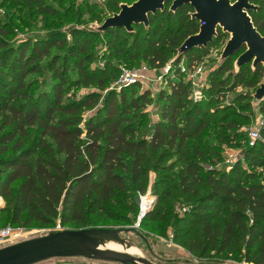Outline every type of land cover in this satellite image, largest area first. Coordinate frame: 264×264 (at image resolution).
<instances>
[{
    "label": "trees",
    "instance_id": "obj_1",
    "mask_svg": "<svg viewBox=\"0 0 264 264\" xmlns=\"http://www.w3.org/2000/svg\"><path fill=\"white\" fill-rule=\"evenodd\" d=\"M249 1L255 7L248 14L254 27L264 35V0L257 4ZM165 9L149 14L147 26L136 24L131 31L124 27L104 31L98 27L73 29L69 41L62 31H53L18 44L3 36L0 197L5 205L0 207V214L9 218L8 224L24 227H46L57 222L62 227L76 228L129 223L138 213L140 196L146 192V173L163 171L167 173L163 179L166 188L156 204L162 209L165 202L168 209L149 210L140 221L143 229L156 222L169 223L177 229V216L170 212L175 191L179 199L192 201L189 215L200 226L195 236L180 240L191 255L213 253L264 264V183L256 181L255 175L239 163L224 171L202 166L208 155L200 145L191 142L198 140L216 121L187 98L190 83L184 79V71L174 67L168 88L161 89L156 96L159 118L149 123L143 110L154 99L148 90L138 93L132 88L126 92L129 90L126 87L107 90L113 81L109 64L91 67L93 55L89 47L93 39L110 36L106 39L110 54L114 57L121 52L128 54L127 47L138 44V28H152L159 12L171 24L169 28L175 26L172 34L154 29L151 33L155 39L147 41L146 50L126 58L131 60L140 55L149 67L157 69L165 66L169 52L176 53L177 63L183 58L187 62L198 61L210 43L178 55L183 41L199 31V21L192 17L193 8L186 4L174 11L170 7ZM120 30L126 35L119 49L112 37ZM52 48L56 50L51 54ZM239 51L222 59L209 74L211 96L225 95L238 86L257 88L264 81L263 64L253 67L248 62L233 70L231 58ZM45 71L41 80L45 86L35 83L39 89L32 94L29 75ZM80 85L94 86L106 93L100 95L93 90L78 97L68 95ZM259 102L264 113V98ZM93 107L96 109L93 115L82 117L84 109ZM227 118H219L220 129L226 124L234 130L239 121L247 119L243 115ZM262 135L263 139L249 146L245 155L264 165V129ZM228 136L224 135L221 142H227ZM237 139L242 137L233 140ZM171 157L180 163L175 172L173 163L168 161ZM209 201L224 207L225 216L214 215L206 207ZM178 235L175 231V236Z\"/></svg>",
    "mask_w": 264,
    "mask_h": 264
},
{
    "label": "rangeland",
    "instance_id": "obj_2",
    "mask_svg": "<svg viewBox=\"0 0 264 264\" xmlns=\"http://www.w3.org/2000/svg\"><path fill=\"white\" fill-rule=\"evenodd\" d=\"M136 0H0V43L4 42L3 36L8 39L12 44H18L28 39H35L45 36L49 33L62 31L66 35L67 41L70 40V32L73 29L78 30H95V28L102 25L106 18L118 13L121 5H131ZM233 3L236 0H230ZM257 4L259 0H254ZM172 1L165 4V11L169 9ZM165 15L159 12L152 28L144 29L138 28V36H136V47H127L128 54L121 52L119 57H114L106 47V39L110 38L107 35H99L90 43V51L93 55L91 67L98 65L103 66L109 64L113 76L112 83L108 86L107 90L119 91L115 89L114 83L117 82L126 71H139V75L133 83L126 84V92L132 88L135 92L149 91L151 97L154 99L149 105L144 108L146 113V122L159 118L157 111L156 96L161 89H167L169 77H173L174 67L180 68L184 71V79L190 83V92L188 99L194 104L200 105L210 120H215L216 124L211 125L207 132L203 133L198 140L191 142L192 145H200L208 155V160L201 162L202 166L206 169H217L219 171L228 170L235 163H239L241 167L250 174L255 175L256 181L264 183V165L260 160L248 159L245 155L249 146L255 145L259 140L263 139L262 130L264 129V113L260 108L259 99L254 100L256 87L238 86L232 92L225 95H210L209 94V74L213 72L221 62V54L229 39L230 35L224 33L222 29H217V35L213 41L208 45L207 52L200 56V59L195 62H187L185 58L181 59L178 63L176 61V53L169 52L167 55V62L162 68H151L142 59L140 55L134 59L128 60L126 57L129 55H136V53L143 52L147 45V41L151 39L154 41L155 37L152 35L154 29H159L164 34H172L175 26L171 28L169 21L165 20ZM160 25V28L158 24ZM171 31H170V30ZM3 32H2V31ZM124 30L117 31L112 37L113 41L121 48L122 39L125 37ZM159 36V34H158ZM56 49L52 48V54ZM244 50V49H243ZM242 53V50L236 53L231 58V65L233 70H237V59ZM196 67L202 69L201 74L194 75ZM44 73L31 74L29 80L32 82V94H36ZM48 75V74H47ZM71 76H74L71 73ZM264 82V81H263ZM44 87L45 85H41ZM125 88V89H126ZM96 90L94 86L80 85L79 87L72 88L69 91L70 96H80L87 92ZM100 95H104L106 90H96ZM129 95V94H128ZM96 109L86 108L82 113V117L87 118L93 115ZM238 115H243L247 118L244 121H239L234 130L223 124V129L219 128L218 120L221 117L227 116L229 119H236ZM227 118V120H228ZM258 130L259 137L253 141L251 145L249 133L250 131ZM209 132H213L210 134ZM219 132L223 133L220 135ZM224 135H229L227 142H221ZM242 137V139L233 140L234 138ZM150 157V154H147ZM173 163V172L176 171L180 163H177L174 157L169 158ZM149 167V163L146 162ZM166 172H154L149 170L146 173L147 189L142 198L149 196L151 201L148 200L149 210L156 209L161 212L168 209V204L162 202V209L158 206L160 194H162L165 187ZM158 193V195H157ZM175 196L173 200V209L170 211L177 216V229L174 225L169 223L156 222L151 224L149 228H142L138 216L140 213V206H138V213L131 218L129 223H114L109 222L105 224L93 226H106V227H121L126 229L120 234L126 240L124 250L134 247L139 252H131L132 255L147 258L156 264H252L246 263L235 257H221L213 253H207L204 256L191 255L181 244V238L185 236H195L200 226L196 224L193 216L189 212L192 210V201H185L178 198V194L174 191ZM159 196V197H158ZM0 207L5 205L2 197ZM140 201V198H139ZM142 201V199H141ZM150 201V203H149ZM167 202V201H166ZM148 204L146 206H148ZM206 207L212 211L214 215L222 218L225 216L224 207H219L217 202H206ZM171 210V209H170ZM148 212V211H147ZM166 219L169 216L166 215ZM182 222V220H184ZM9 218H4L0 214V226L7 225ZM57 224V223H56ZM56 224L46 227L30 226L24 227L18 225L24 231H28L29 238L45 235L51 231H57ZM167 225V226H166ZM173 227V228H172ZM76 228L73 225L65 227L61 226L60 230ZM135 230V231H134ZM175 231H178V236H175ZM178 237V238H177ZM117 243V242H115ZM119 244V243H117ZM121 245V244H120ZM122 246V245H121ZM51 263H65V264H120L117 262L100 261L95 259H88L84 257H63L51 258L46 260Z\"/></svg>",
    "mask_w": 264,
    "mask_h": 264
},
{
    "label": "water",
    "instance_id": "obj_3",
    "mask_svg": "<svg viewBox=\"0 0 264 264\" xmlns=\"http://www.w3.org/2000/svg\"><path fill=\"white\" fill-rule=\"evenodd\" d=\"M169 0H136L131 5H121L118 13L105 19L98 27L104 31L112 27L133 30V25H148V15L163 11ZM189 4L194 12L192 17L199 21V31L188 36L178 48V55L195 47H206L217 35V29L230 35L221 54L226 59L242 47L237 65L252 62L255 67L264 65V35L254 27L248 10L255 7L249 0H172L170 10ZM256 100L264 98V82L255 90ZM147 208L139 215V221L149 211ZM121 227L91 226L84 228L51 231L45 235L26 239L0 248V264H35L51 258L84 257L120 264H156L134 256L126 250L107 247L109 242H117L123 247L126 240L120 234ZM135 231V230H134Z\"/></svg>",
    "mask_w": 264,
    "mask_h": 264
},
{
    "label": "built area",
    "instance_id": "obj_4",
    "mask_svg": "<svg viewBox=\"0 0 264 264\" xmlns=\"http://www.w3.org/2000/svg\"><path fill=\"white\" fill-rule=\"evenodd\" d=\"M201 73H202V69L200 67H196L194 70V75L201 74ZM138 75H139V71H126L123 74V76L117 82L114 83L115 89H121L124 85L133 83ZM258 137H259L258 130L250 131L249 133V138L251 140L250 144L252 145L253 141ZM141 199H142V196H140V203H139L140 213L143 212L141 210V203H142ZM56 229L57 231L61 229V225L58 222L56 224ZM29 237L31 236H28V231H24V229H22L19 226H14L11 224L0 226V248L12 245L14 243H17V242H20L26 239H30ZM35 264H65V263H62V262L61 263H51L45 260V261L38 262Z\"/></svg>",
    "mask_w": 264,
    "mask_h": 264
},
{
    "label": "bare ground",
    "instance_id": "obj_5",
    "mask_svg": "<svg viewBox=\"0 0 264 264\" xmlns=\"http://www.w3.org/2000/svg\"><path fill=\"white\" fill-rule=\"evenodd\" d=\"M1 200V199H0ZM148 200H150L151 201V199H150V197L149 196H145V197H143L142 198V203H141V210L142 211H145L149 206H146L147 204H148ZM150 201H149V203H150ZM149 205V204H148ZM107 247L108 248H111V249H116V250H124V249H126V248H124L123 246H121L120 244H117V243H115V242H109L108 244H107ZM127 252H129V253H133V252H139L138 250H136L134 247H131V248H128L127 250H126Z\"/></svg>",
    "mask_w": 264,
    "mask_h": 264
},
{
    "label": "crops",
    "instance_id": "obj_6",
    "mask_svg": "<svg viewBox=\"0 0 264 264\" xmlns=\"http://www.w3.org/2000/svg\"><path fill=\"white\" fill-rule=\"evenodd\" d=\"M1 199V198H0ZM1 201V200H0Z\"/></svg>",
    "mask_w": 264,
    "mask_h": 264
}]
</instances>
